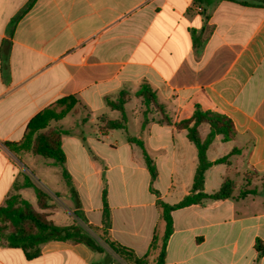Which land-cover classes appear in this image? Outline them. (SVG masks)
Here are the masks:
<instances>
[{
  "label": "crops",
  "instance_id": "obj_1",
  "mask_svg": "<svg viewBox=\"0 0 264 264\" xmlns=\"http://www.w3.org/2000/svg\"><path fill=\"white\" fill-rule=\"evenodd\" d=\"M31 1L0 0V205L18 194L55 224L84 229L102 226L106 188L111 237L143 256L155 232H165L157 199L174 204L193 186L198 149L176 123L200 107L225 114L236 130L211 143V161L228 159L206 171L205 191L226 179L236 187L231 198L173 211L165 264H264V0ZM144 83L171 123L152 110L144 124L145 102L135 95ZM123 90L131 94L127 126L105 131V119L122 116L108 100ZM68 96L79 102L50 124L70 130L62 145L72 185L54 161L7 144L21 142L36 114ZM199 131L205 139L210 126ZM129 136L154 158L159 195L143 148ZM26 182L46 188L53 207L40 208ZM40 250L28 259L0 240V264H123L107 248L70 239Z\"/></svg>",
  "mask_w": 264,
  "mask_h": 264
},
{
  "label": "trees",
  "instance_id": "obj_2",
  "mask_svg": "<svg viewBox=\"0 0 264 264\" xmlns=\"http://www.w3.org/2000/svg\"><path fill=\"white\" fill-rule=\"evenodd\" d=\"M33 1L29 3L28 7L32 5ZM14 24L15 22H13V26ZM130 95L129 91L123 90L116 100H108L109 106L121 111L122 116L120 119H105L103 130L126 128L127 115L125 105L129 101ZM135 95L141 97L145 102L144 124L149 121L148 112L152 110L162 113V117L159 119L160 123H171V119L166 113L163 104L159 102L156 92L148 84H142ZM78 102L79 100L75 96H68L57 100V102L43 109L30 120L21 142L7 143L15 151L20 148H30L32 153L36 155H40L45 159H53L55 164L61 166L63 176L69 185H72V179L65 166L66 153L62 145V136L70 133V130L63 129L60 126H51L50 123L52 120H58L66 116ZM204 123L210 126V131L205 139L201 137L199 131V126ZM176 126L177 128H186L188 130L189 139L195 143L198 149L199 162L194 175L193 186L187 195L174 204L167 203L160 198L157 199L156 205L160 217L165 223L164 234L159 236L155 232L149 250L143 256L137 255L133 248L114 240L109 232L110 206L106 197V188L103 192L102 226L89 224L90 228L101 233V238L106 244L127 264H165L166 245L173 232V211L202 203L206 200H224L233 197L236 185L230 179H226L222 187L214 193L209 194L205 191L206 171L212 165L228 159V156H225L211 161L208 158V149L219 134L223 136L224 141H229L235 137L236 130L233 121L223 113L197 107L190 118L177 122ZM129 141L135 142L143 148L145 161L151 177V190L159 195V192L152 186L159 175L154 158L145 150L144 143L140 138L129 136ZM26 185L35 188L40 208L53 207L50 202L51 198L47 192L31 182H26ZM255 192L256 190H242L240 195L246 196L248 193ZM76 215L84 222H87L82 212L77 210ZM68 239L74 242L85 243L98 252L105 251V248L89 233L85 232L82 227L76 224L69 226L55 224L48 218L46 212L37 210L28 200L23 199L18 194L11 195L6 199L4 204L0 205V240L6 242L11 247L22 248L28 259H33L40 255V246L43 243L51 240ZM157 251L158 254L154 257Z\"/></svg>",
  "mask_w": 264,
  "mask_h": 264
},
{
  "label": "rangeland",
  "instance_id": "obj_3",
  "mask_svg": "<svg viewBox=\"0 0 264 264\" xmlns=\"http://www.w3.org/2000/svg\"><path fill=\"white\" fill-rule=\"evenodd\" d=\"M127 113H128V116L129 117H131L132 118V116H131V112L128 110L127 111ZM131 130L133 129V124H131ZM124 130V129H123ZM123 132H125V131H123ZM41 159H43L44 161H54L53 159H45V158H43V157H40ZM113 159H116V158H113ZM60 168H61V166H60ZM67 169V168H66ZM61 171H62V168H61ZM61 175L63 176V173L61 172ZM60 175V176H61ZM112 175H114L115 177H116V172H113L112 171ZM231 176H234L233 174H231ZM61 178V177H60ZM63 179L66 181V179H65V177L63 176ZM102 179H103V181L104 182H106L107 181V178H106V176L105 175H103L102 176ZM163 183H167V175L166 174H163ZM40 188L41 189H43V190H45L46 188H43L42 186H40ZM45 191H47V190H45ZM82 225L84 226V230H85V232H87V233H89V235H91L98 243H100V244H102V245H104L105 246V248H107V250L108 251H111L112 253H114L113 252V250L108 246V244H106V242L101 238V233L99 232V231H96V230H94V229H92V228H90L89 227V225L87 226L86 224H84V223H82ZM115 254V253H114ZM116 256H118V255H116ZM118 260L121 262V263H123V264H127L124 260H122L119 256H118Z\"/></svg>",
  "mask_w": 264,
  "mask_h": 264
}]
</instances>
